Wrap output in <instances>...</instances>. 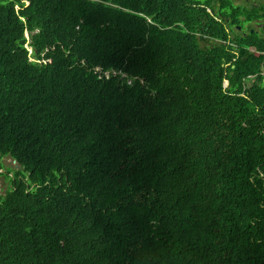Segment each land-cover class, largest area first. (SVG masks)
Masks as SVG:
<instances>
[{"label": "trees", "instance_id": "16d2710c", "mask_svg": "<svg viewBox=\"0 0 264 264\" xmlns=\"http://www.w3.org/2000/svg\"><path fill=\"white\" fill-rule=\"evenodd\" d=\"M204 1L0 0V264H264L261 65L201 63Z\"/></svg>", "mask_w": 264, "mask_h": 264}, {"label": "clouds", "instance_id": "9594fccd", "mask_svg": "<svg viewBox=\"0 0 264 264\" xmlns=\"http://www.w3.org/2000/svg\"><path fill=\"white\" fill-rule=\"evenodd\" d=\"M14 0H3L2 6L10 5ZM204 1V0H203ZM202 1V2H203ZM210 1V5H201L206 8L207 11L211 14V16L218 22L224 25L227 28V39L216 36L214 33L208 32L204 30V21L196 17L197 19L194 23L196 28V32L193 35L196 37L199 47L202 49V52H198L199 60L201 63H207L212 65V59L208 58L209 54H213L218 56L222 60V66L230 67L233 70L236 68V64L245 63V65H261V72L249 75L248 78L243 80V88L239 91L238 87L234 88L232 93L233 96L242 97L245 99H249L251 94H253L255 90V86H258L257 90H262L261 87H264V36L255 35V20L250 15V12L254 8L253 0H205ZM24 3V8L30 6L33 3V0H22ZM243 5V6H241ZM15 8L20 10L21 7L16 4ZM202 15L204 13L201 11ZM79 29V26H77ZM253 30V31H251ZM38 30H34L30 32L29 30H25L24 37L28 40L25 44V47L31 56L34 53V49L29 45L30 36L36 34ZM253 37L254 42L249 43V45L244 46L241 44L243 38ZM52 50L56 48H60L61 50L66 51L65 45H59L57 42L49 46ZM258 50L255 52V50ZM69 53V52H68ZM250 59H259L257 62H247ZM30 61H35V59L30 58ZM50 60H46L45 62H49ZM84 67L88 72L98 75L100 78L105 77L109 79L111 75L120 76L121 78H126V74L123 71L112 67L110 69L104 70L101 66L90 67L86 65L85 60L81 61ZM80 62V63H81ZM116 72L118 75L114 74ZM234 74V72H231ZM259 78H261V82H259ZM229 87V81H224V89ZM263 109H257L256 112H260ZM241 127L244 130H248L250 128L248 119H244L241 122ZM10 164H13L14 168L10 167ZM26 165L22 163L18 157L12 155L10 151H5L0 153V181L6 185L8 181L12 178L15 179V173L21 172L25 179H29L30 172L26 170ZM21 177V175L19 176ZM1 194V189H0ZM253 226V224H252Z\"/></svg>", "mask_w": 264, "mask_h": 264}, {"label": "flooded vegetation", "instance_id": "af4514ba", "mask_svg": "<svg viewBox=\"0 0 264 264\" xmlns=\"http://www.w3.org/2000/svg\"><path fill=\"white\" fill-rule=\"evenodd\" d=\"M253 2H254V8L250 12V15L253 17L256 23L255 35L264 36V0H253ZM257 51L258 50L256 49L255 52Z\"/></svg>", "mask_w": 264, "mask_h": 264}, {"label": "rangeland", "instance_id": "374dc122", "mask_svg": "<svg viewBox=\"0 0 264 264\" xmlns=\"http://www.w3.org/2000/svg\"><path fill=\"white\" fill-rule=\"evenodd\" d=\"M203 1V0H202ZM243 6V5H241ZM10 167L14 168L13 164H10ZM7 185V184H6ZM4 185L1 181H0V189H1V194H5L8 190L7 186Z\"/></svg>", "mask_w": 264, "mask_h": 264}, {"label": "water", "instance_id": "95a60500", "mask_svg": "<svg viewBox=\"0 0 264 264\" xmlns=\"http://www.w3.org/2000/svg\"><path fill=\"white\" fill-rule=\"evenodd\" d=\"M114 74L118 75L116 72H113Z\"/></svg>", "mask_w": 264, "mask_h": 264}, {"label": "bare ground", "instance_id": "6f19581e", "mask_svg": "<svg viewBox=\"0 0 264 264\" xmlns=\"http://www.w3.org/2000/svg\"><path fill=\"white\" fill-rule=\"evenodd\" d=\"M54 2H56V1H54Z\"/></svg>", "mask_w": 264, "mask_h": 264}]
</instances>
